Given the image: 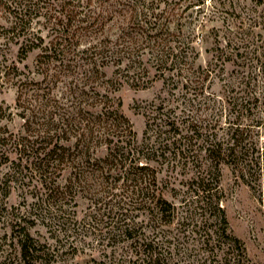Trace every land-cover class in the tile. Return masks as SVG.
<instances>
[{"label": "rangeland", "instance_id": "obj_1", "mask_svg": "<svg viewBox=\"0 0 264 264\" xmlns=\"http://www.w3.org/2000/svg\"><path fill=\"white\" fill-rule=\"evenodd\" d=\"M40 1L44 5L37 13V0H0V157L5 154L0 163V264H23L18 237L24 227L55 254L56 264H128L120 254L129 252V243L106 238L112 223L107 217L115 201L106 190H88L96 184L94 178L83 182L82 190L70 187L56 205L55 198L48 202L47 185L27 168L26 162L22 163L25 172L15 174L23 169L13 141L25 135V112L32 115L30 110L37 111L44 103L36 102L32 95L46 87V83L38 86L44 77L38 66L43 48L29 47L37 43L38 37L47 46L56 35L55 20L46 15L53 0ZM175 3L182 10L189 5L188 0H160L161 10L174 8ZM201 8V13L198 7L184 13L182 37L194 39L192 45L198 57L192 71L201 66L210 72L207 79L204 74L196 79L198 76L192 72L188 82L176 69L158 72L148 65V76L135 82L136 75L116 73L115 67H109L105 69L106 79L113 84L98 91L122 103L121 112L130 120L139 143L146 131L152 144L161 143L165 154L152 164L158 167L162 196L181 208L182 232L176 224L167 229L180 236L178 264H264V179L263 193L254 194L231 167L217 165L208 158L206 150L211 142L203 141L206 133L191 131L203 127L213 139L227 141L229 122L236 119L232 99L241 100L250 94L252 112L247 114L254 121L263 120L256 136L264 152V0H206ZM90 9H97V4ZM23 21L28 23L24 30ZM171 27L175 30L171 32L177 34L176 41L182 39L177 22ZM84 70L74 77L68 72L73 69L64 66L61 83L55 88L58 97L75 105L81 103V109L96 102L92 90L97 85L87 80L89 74ZM143 82L148 84L146 88L134 87ZM84 91L93 99L83 95ZM20 92L25 111L18 106ZM174 120L180 132L165 125ZM99 151L100 156L106 154L103 149ZM70 176L67 170L57 184L68 186ZM217 201L225 210L227 235L218 224L214 208ZM132 214L140 215L136 216L139 223L145 219L139 210ZM210 235L208 246L203 241Z\"/></svg>", "mask_w": 264, "mask_h": 264}, {"label": "trees", "instance_id": "obj_2", "mask_svg": "<svg viewBox=\"0 0 264 264\" xmlns=\"http://www.w3.org/2000/svg\"><path fill=\"white\" fill-rule=\"evenodd\" d=\"M188 1V7L183 10L178 3L172 9L161 10L160 0H53L48 5L50 8L46 15L55 20V37L47 46H44V39L38 37L37 43L29 47L30 50L43 48L38 56V66L44 77L38 86L46 83V87L44 90L38 88L42 94L36 90L32 95L36 102L44 103L37 107V111L29 109L32 115L25 112V135L13 141L20 156V168L23 169L15 174L25 172L26 166L22 167V163L26 162L27 168L47 185L48 202L55 198L56 205L70 187L82 190L83 182H90L94 178L96 184L90 185L88 190H94V193L106 190L111 201H115L107 217L112 219V223L105 237L114 242L120 239L129 243V252L120 254L123 262L128 264L179 263L176 260L179 256L177 248L182 245L180 236L173 234L175 230L167 229L176 224L181 231V208L162 196L158 167L152 164L153 161L158 163L159 156L165 154L161 150V143L152 144L149 141L151 137L146 138L148 131L145 132V139L139 143L130 120L121 112L122 103L98 90L106 84H113L112 80L106 79L105 69L109 67H115L116 73L136 75V79L133 78L135 82H141L148 76L149 68L158 72L176 69L188 82L192 72L193 76H198L196 79H201L202 74L204 80L207 79L210 72L201 66L192 71L194 60L198 57L192 45L194 39L182 37L184 13L194 7H198L201 13L204 10L201 6L206 4V0ZM40 2L37 0L35 3L37 13L44 5L41 6ZM95 4L97 9H90ZM171 6L168 3V7ZM176 7L179 8L178 12L175 11ZM175 22L182 37L179 41H176V32H171V25ZM27 24L23 21L22 30L26 29ZM26 54L27 51H23V55ZM64 66L67 70L73 69L68 72L74 77H79L84 68L85 74H89L87 80L97 85L92 90L96 92V102L87 104L86 109H81V103L76 106L65 102V98L55 93L57 84L61 83ZM119 80L118 85L121 86ZM147 85L143 82L134 87L146 88ZM62 93L66 94V91ZM83 95L93 99L86 91ZM250 98L251 95L246 94L244 99H232L234 107L231 110L236 113V119L229 122L225 135L229 138L227 141H217V137L213 139L212 134L209 135V131L203 127L196 126L191 131L195 134L199 130L205 132L206 139L202 137V140L211 142L206 150L208 158L217 165L231 167L244 185L261 196L264 152L256 129L262 126L263 120L256 118L257 121H254L247 114L252 112L249 109L252 104ZM22 99L23 93L20 92L18 106L25 111L27 108ZM90 108H98V111ZM165 125H169L174 132H180L175 120ZM101 149L106 152L103 156L99 155ZM4 155L0 157V163ZM67 170L71 171L69 184L61 187L57 184L58 180ZM97 188L102 189L96 191ZM214 208L218 213V224L223 228L222 233L227 235L229 225L225 210L218 201ZM137 210L145 216L140 223L136 221L140 215L136 217L132 214ZM212 236L203 242L210 246ZM18 238L23 264H56L57 261L53 260L55 254L38 243L25 227Z\"/></svg>", "mask_w": 264, "mask_h": 264}]
</instances>
